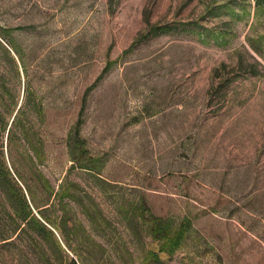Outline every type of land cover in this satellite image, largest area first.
Masks as SVG:
<instances>
[{
	"label": "rangeland",
	"instance_id": "374dc122",
	"mask_svg": "<svg viewBox=\"0 0 264 264\" xmlns=\"http://www.w3.org/2000/svg\"><path fill=\"white\" fill-rule=\"evenodd\" d=\"M255 4L0 0L12 41L0 36V77L19 105L27 86L43 104L38 167L55 192H73L47 213L81 227L83 249L78 256L76 236L67 246L48 223L57 244L13 234L0 204V264H264V15ZM184 23L196 30L181 32ZM164 25L172 30L156 34ZM77 124L91 169L73 165ZM4 151L8 161L7 137ZM19 152L38 203L58 204L30 181ZM149 213L176 227L191 219L173 252L151 236Z\"/></svg>",
	"mask_w": 264,
	"mask_h": 264
},
{
	"label": "trees",
	"instance_id": "16d2710c",
	"mask_svg": "<svg viewBox=\"0 0 264 264\" xmlns=\"http://www.w3.org/2000/svg\"><path fill=\"white\" fill-rule=\"evenodd\" d=\"M256 8L258 12L264 15V0H255ZM188 23H184L178 30L186 31L189 29L196 30V27H190ZM172 30L171 26L164 25L155 28L156 34L166 33ZM4 29H0V36L3 39H7L8 42H12L9 33L3 32ZM201 33V32H200ZM224 37V32L220 31L217 33V38ZM15 47V45L12 43ZM16 48V53L19 56L20 61L23 62V56L21 51ZM10 53L9 50H7ZM11 61L15 62L12 55H10ZM240 66L246 68V72L250 74H257L256 67L249 63L245 64L240 61ZM251 67V69H250ZM10 116V118H9ZM12 118V120H11ZM11 120V121H10ZM45 120V113L43 104L41 101L36 99L35 94L30 86H27L24 93L22 103L19 105L16 101L12 89L6 84L4 77H0V204H4L9 211V218L15 224L13 226L12 233L21 235L23 233L28 234L31 232L36 233L39 237L50 238L56 243V236L52 229L47 226V223L57 229L65 245L73 246L71 240L76 236L77 247L76 252L78 256H82V238L81 227L75 225L74 231L69 225V222L62 217V219H51L47 210L51 205L61 206L68 198H72L73 192L70 187H65L64 184L61 186L60 192H55L54 188L44 178L38 165L43 161L45 156V140L40 135L36 123L39 121L42 123ZM7 137V146L9 150L8 161L6 159L4 151V138ZM16 145L21 147V157L19 159L25 163L28 167V174L30 181H34L37 184L42 183L46 189H49V194H55V197L60 199L58 204L50 203V199H47L45 204L41 205L38 203L33 189L29 185V180L25 178L24 173L16 165L13 159V147ZM69 148L70 155L73 160V165L77 164L80 168L91 169L86 163L87 150L84 147V140L80 136V125L77 124L69 132ZM23 152V153H22ZM27 154V156H26ZM18 177V178H17ZM19 180L23 183L21 185ZM25 180V181H24ZM46 181V182H45ZM28 192V196L26 194ZM3 198H2V196ZM30 198V201L28 199ZM67 202V201H66ZM32 203V205H31ZM50 204V205H49ZM49 205V206H48ZM34 208L40 214L43 220H41L35 213ZM43 207V208H42ZM145 218V212L142 213ZM146 220L149 222V230L151 236L159 241L168 243L169 252H173L174 248L179 247L182 241L187 236L189 229L192 226V221L186 218L179 227L175 226V221L149 213ZM75 232V233H74ZM74 233V234H73ZM73 236V237H72ZM4 238L3 240L8 239ZM11 238V236H10ZM57 244V243H56ZM60 246V245H58ZM60 248V247H59ZM63 250V249H62ZM71 264H79L77 259L71 258Z\"/></svg>",
	"mask_w": 264,
	"mask_h": 264
}]
</instances>
